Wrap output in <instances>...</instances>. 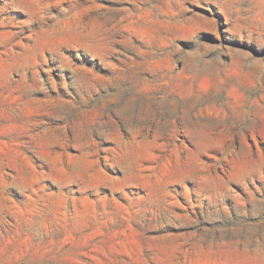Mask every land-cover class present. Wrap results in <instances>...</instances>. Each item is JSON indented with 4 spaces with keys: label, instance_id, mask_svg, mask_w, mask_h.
Wrapping results in <instances>:
<instances>
[{
    "label": "rangeland",
    "instance_id": "obj_1",
    "mask_svg": "<svg viewBox=\"0 0 264 264\" xmlns=\"http://www.w3.org/2000/svg\"><path fill=\"white\" fill-rule=\"evenodd\" d=\"M0 264H264V0H0Z\"/></svg>",
    "mask_w": 264,
    "mask_h": 264
}]
</instances>
